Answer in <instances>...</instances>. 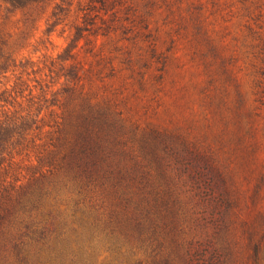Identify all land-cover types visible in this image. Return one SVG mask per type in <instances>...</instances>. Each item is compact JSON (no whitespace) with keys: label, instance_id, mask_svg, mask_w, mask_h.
Instances as JSON below:
<instances>
[{"label":"rangeland","instance_id":"obj_1","mask_svg":"<svg viewBox=\"0 0 264 264\" xmlns=\"http://www.w3.org/2000/svg\"><path fill=\"white\" fill-rule=\"evenodd\" d=\"M93 4L65 0L58 21L51 18L54 4L25 21L0 0V31L23 66L0 75V93L10 95L0 115L40 126L59 122L73 86L60 68L73 66L84 93L81 101L75 92V103L119 113L118 128L136 147L159 148L157 132L181 149L189 145L209 167L206 182L222 191L225 181L230 196L221 204L183 205L172 234L170 219L145 209L112 250L83 238V264H172L170 252L184 242H199L207 254L217 250L222 264H264V0H107L104 9L96 4L78 38L79 9ZM66 50L72 58L63 62ZM48 130L35 133L34 153L13 151L10 167L7 158L0 193L9 184L28 188L46 172L35 152ZM94 204L109 213L107 198Z\"/></svg>","mask_w":264,"mask_h":264},{"label":"trees","instance_id":"obj_2","mask_svg":"<svg viewBox=\"0 0 264 264\" xmlns=\"http://www.w3.org/2000/svg\"><path fill=\"white\" fill-rule=\"evenodd\" d=\"M1 1L6 10L20 11L25 21L33 20L34 14L51 4V18L55 21L66 11L65 0ZM90 2L94 4L79 9L84 26L75 28L78 38L88 31L85 25L92 24L90 15L96 4L100 9L108 6L107 0ZM10 48L0 31V75L10 68L14 71L23 67L21 63L15 64ZM71 58L66 50L63 62ZM60 72L73 86L65 90L67 100L59 107V122L40 126L28 117L7 116L4 112L0 115V171L5 170L8 157L10 167L13 151L34 153L35 133L49 129L41 146L44 148L37 147L35 152L37 162L47 168L46 172H40L28 188L9 184L0 193V264H83V238L90 243L99 238L103 247L112 250L118 237L139 223L137 218L145 209L149 213L154 208L160 211L161 219H170L172 234L179 230L178 213L183 205L197 199L213 204L226 202L230 195L225 181L217 175L223 181L222 191L213 182V186L207 183L204 172L209 167L202 164L200 155L189 145L184 143L181 149L157 132L159 148L147 151L136 147L118 128L119 113L109 106L75 103V92L80 98L84 93L77 86L80 78L73 66L61 67ZM7 93H0V102L8 103ZM100 197L111 201L108 214L94 204ZM60 206H64L62 211ZM133 220L134 225L130 223ZM60 238L66 240L58 242ZM60 243L67 244L59 248ZM184 244L180 252H170L172 264H222L217 250L207 254L208 247L199 242Z\"/></svg>","mask_w":264,"mask_h":264}]
</instances>
